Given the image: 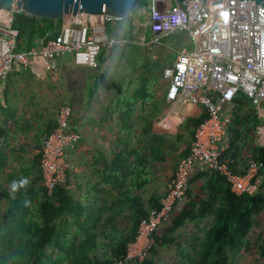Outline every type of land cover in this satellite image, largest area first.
I'll use <instances>...</instances> for the list:
<instances>
[{
    "label": "built area",
    "instance_id": "built-area-1",
    "mask_svg": "<svg viewBox=\"0 0 264 264\" xmlns=\"http://www.w3.org/2000/svg\"><path fill=\"white\" fill-rule=\"evenodd\" d=\"M168 2L150 0L146 28L153 36L151 44L187 33L194 49L181 50L163 69V77L169 81L166 99L177 101L203 90L198 101L207 116L195 127L190 151L179 160L160 209L151 210L141 221L126 257L114 264L144 262L155 243L154 234L170 226V216L178 214L187 201L194 174L223 175L239 195L256 194L264 182L263 161L252 162L247 172L240 173L231 167L235 159L224 157L230 143L235 98L246 95L258 108L260 117H264V8L254 1L240 0H187L181 7L169 6ZM2 12H6L9 22H0V85L15 70L35 69L41 62L52 80L58 82L57 61L74 56L78 66L94 67L101 48L126 42L111 38L106 31L108 24L120 20L106 14L70 15L56 27L47 44L38 42L28 52H17L19 33L11 22L19 10L15 6L3 11L0 6V16ZM72 115L71 105H61L57 126L42 145L40 167L50 197L57 188L67 185L72 169L70 152L82 138L77 126L71 124ZM257 134L259 144L264 146L263 125Z\"/></svg>",
    "mask_w": 264,
    "mask_h": 264
},
{
    "label": "crops",
    "instance_id": "crops-1",
    "mask_svg": "<svg viewBox=\"0 0 264 264\" xmlns=\"http://www.w3.org/2000/svg\"><path fill=\"white\" fill-rule=\"evenodd\" d=\"M139 15L134 12L130 20L112 24L110 30L114 31L109 36L126 42L101 48L94 67L78 66L74 56H70L57 62L58 82L52 80L45 63L41 62L35 69L15 70L0 85V154L6 155L7 165L19 169L34 164L48 133L57 126L59 107L68 103L73 109L71 124L77 126L82 138L78 147L70 152L72 169L65 186L78 202L102 211V215H110L112 205L131 186L129 174L137 180H149L143 192L136 191L145 206L150 205L155 194L161 201L179 160L190 151L195 127L206 114L197 93L191 92L177 101L166 99L169 81L163 77V69L169 64L163 69H153L148 75L151 98L146 103L138 101L136 94L143 85V73L149 68L147 63H160L159 59L147 60L141 65L123 57L129 45L140 48L146 41L145 30H137ZM4 21L9 22L7 16ZM60 24L56 22L54 26ZM103 73L111 83L108 90L99 82ZM161 80L163 87L157 93L156 85ZM117 82H121L125 90ZM128 97L130 102L126 100ZM253 109L261 122L249 133L253 141L250 148L260 145L257 130L264 126V117H260L256 106L243 111L241 117L245 120V113ZM241 129L244 136L249 127L245 124ZM150 141L166 157L165 161L153 162L147 158L145 145L150 146ZM254 161L259 160L245 147L237 159L236 171L247 172ZM117 177L119 182L114 184ZM205 181L206 178H200L193 182L191 194H201Z\"/></svg>",
    "mask_w": 264,
    "mask_h": 264
},
{
    "label": "trees",
    "instance_id": "trees-1",
    "mask_svg": "<svg viewBox=\"0 0 264 264\" xmlns=\"http://www.w3.org/2000/svg\"><path fill=\"white\" fill-rule=\"evenodd\" d=\"M125 21L127 19L113 23L118 25ZM55 23L20 12L15 14L11 25L19 33L17 52H28L37 42L47 44L53 39ZM147 67L143 85L136 94L143 103L151 98L148 75L155 68L163 69L159 63L148 62ZM153 80L157 82L156 78ZM202 92H197V98ZM251 102L244 94L234 100L235 117L229 128L230 143L224 157L235 159L231 163L235 170L245 147H249L255 159L264 162V146L255 144L250 148L253 141L249 135L261 120L254 109L245 113L247 120L241 117L242 112L251 107ZM206 116L204 114L199 122ZM245 124L249 129L243 136L241 126ZM150 143V146L145 145L147 158L153 162L165 161L166 157ZM5 157L4 153L0 154V264H114L126 257L141 221L152 209H160L159 195L151 197L148 207L142 203L136 191L143 192L149 180L131 178L132 174L128 177L136 190L129 185L110 208V215H102V211L78 202L66 186L57 188L51 197L48 195L40 171L41 152L32 166L19 169L7 165ZM22 178H27L29 183L13 192L12 182ZM200 178H206L201 194L192 195L191 184ZM117 179L114 184L119 182ZM263 212L264 182L256 194L239 195L223 175L196 173L190 179L187 201L172 224L154 234L155 243L141 264H159V251L174 246L178 250L175 264H233L242 252L249 253L253 247L264 264V231L260 228ZM206 220L211 224L203 229L204 235L190 237L183 246L176 234L188 223L199 225ZM255 228L259 229V234L253 242L251 234Z\"/></svg>",
    "mask_w": 264,
    "mask_h": 264
},
{
    "label": "rangeland",
    "instance_id": "rangeland-1",
    "mask_svg": "<svg viewBox=\"0 0 264 264\" xmlns=\"http://www.w3.org/2000/svg\"><path fill=\"white\" fill-rule=\"evenodd\" d=\"M174 2V3H173ZM175 1H170L168 3L169 6H174V7H181L179 5H175ZM150 7V0H141L138 8L135 10V15H139V21L140 23L137 26V30L140 32L145 30V35H146V41L143 43V45L140 48H136L135 45H129L126 50H124V58H127V61L130 63L133 62H138L139 64L142 65L144 62L147 60L149 61H156L159 59L160 61V66L163 67L166 64H171L177 57L178 52H180L183 49H187L188 52L193 51L194 49V44L192 41L189 39V36L187 33H177L175 35H171L170 37L163 38L161 39L157 44H151L153 36L152 33L150 32L149 28H146V24L148 22V11ZM6 16V12H2L0 16V22L4 21V18ZM130 20V17L127 18ZM6 22V21H4ZM114 23H110L107 25V33L110 35L113 33V30L111 27H113ZM136 50V52H133ZM101 53V52H100ZM134 53H136V57H134ZM70 57V56H69ZM61 61V60H59ZM58 62V61H57ZM136 71H134V74ZM117 84L125 90L123 84L121 82H117ZM163 87V80L161 82L157 83L156 85V92L160 93L161 89ZM158 89V90H157ZM128 96V94H125ZM128 102L131 101V99L128 97L126 99ZM252 108H255V105L251 102L250 103ZM3 182V181H1ZM158 190H161V188L158 186ZM4 202L2 203V206H4ZM177 215V212H174L170 216V221L175 218ZM211 222L210 220H206L204 222H201L199 225L195 224V222L188 223L186 226H184L176 235H179V240L182 241L183 246H186L190 237L192 236H202L204 235L203 229L205 227L210 226ZM261 230L264 231V212L261 216ZM259 229H254L253 233L251 234V240L254 242L255 239L257 238L259 234ZM178 260V250L177 246L170 247V248H162L159 251V264H175V262ZM233 264H261L259 260V256L256 250V247H253V250L249 253H244L242 252L238 256V260L235 261Z\"/></svg>",
    "mask_w": 264,
    "mask_h": 264
},
{
    "label": "water",
    "instance_id": "water-1",
    "mask_svg": "<svg viewBox=\"0 0 264 264\" xmlns=\"http://www.w3.org/2000/svg\"><path fill=\"white\" fill-rule=\"evenodd\" d=\"M175 1L182 5L187 0H165ZM207 2L208 0H202ZM254 1L264 8V0H240ZM141 0H0L3 11H11L15 6L20 13L27 17L45 21H63L64 18L72 16L102 15L106 14L117 20H125L132 16L138 8ZM101 87L108 90L111 83L101 74L99 78Z\"/></svg>",
    "mask_w": 264,
    "mask_h": 264
},
{
    "label": "clouds",
    "instance_id": "clouds-1",
    "mask_svg": "<svg viewBox=\"0 0 264 264\" xmlns=\"http://www.w3.org/2000/svg\"><path fill=\"white\" fill-rule=\"evenodd\" d=\"M29 183V180L27 178H22L19 181H13L12 182V191L15 192L20 187H25Z\"/></svg>",
    "mask_w": 264,
    "mask_h": 264
},
{
    "label": "bare ground",
    "instance_id": "bare-ground-1",
    "mask_svg": "<svg viewBox=\"0 0 264 264\" xmlns=\"http://www.w3.org/2000/svg\"><path fill=\"white\" fill-rule=\"evenodd\" d=\"M5 13V12H4Z\"/></svg>",
    "mask_w": 264,
    "mask_h": 264
}]
</instances>
